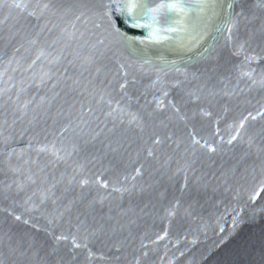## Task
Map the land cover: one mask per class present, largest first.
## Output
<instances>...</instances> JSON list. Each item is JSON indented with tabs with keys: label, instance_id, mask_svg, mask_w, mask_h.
<instances>
[{
	"label": "water",
	"instance_id": "water-1",
	"mask_svg": "<svg viewBox=\"0 0 264 264\" xmlns=\"http://www.w3.org/2000/svg\"><path fill=\"white\" fill-rule=\"evenodd\" d=\"M0 0V264H264V0Z\"/></svg>",
	"mask_w": 264,
	"mask_h": 264
},
{
	"label": "snow or ice",
	"instance_id": "snow-or-ice-1",
	"mask_svg": "<svg viewBox=\"0 0 264 264\" xmlns=\"http://www.w3.org/2000/svg\"><path fill=\"white\" fill-rule=\"evenodd\" d=\"M168 8L169 10H174V9H176V10H180V11H182L183 10V8H182V6L179 4V2H178V0H175V2H170V3H167V4H165V3H161L159 6H158V9H154V11H156V10H160V9H163V8Z\"/></svg>",
	"mask_w": 264,
	"mask_h": 264
}]
</instances>
